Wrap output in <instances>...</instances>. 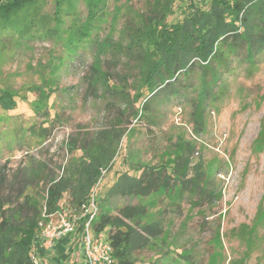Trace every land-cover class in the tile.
Instances as JSON below:
<instances>
[{
  "label": "rangeland",
  "instance_id": "obj_1",
  "mask_svg": "<svg viewBox=\"0 0 264 264\" xmlns=\"http://www.w3.org/2000/svg\"><path fill=\"white\" fill-rule=\"evenodd\" d=\"M148 2L109 0L92 40L70 43L66 15L60 33L52 31L53 18V36L40 25L25 43H18L12 29L0 31V90L10 89L20 100L27 97L14 113L0 105V196L11 198L12 207L17 197L38 200L41 219L64 211L78 214L80 205L73 196L82 177L69 174L90 168L91 159L109 149L113 158L99 167L89 193L81 195L88 196L85 201L95 195L99 212L117 214L125 205H148L143 223L160 221L164 230L135 253V264H264V19L240 42V56H231L232 41L229 47L223 44L224 53L213 58L208 73L203 74L205 65L195 64L192 76L179 83L178 96L162 93L151 110L142 111L140 101L132 102V71L125 60L111 51L99 54L97 43L107 36L116 42L125 23L136 22ZM75 8L76 15H87L83 0ZM54 11L55 1L47 0L42 15L51 18ZM93 64L98 71L91 69ZM106 71L110 85L95 81L91 91L90 75ZM121 76L129 81L124 83ZM118 132L119 138L105 148L107 136ZM93 141L94 146L83 149ZM179 147L190 150L191 165H205L213 196L193 200L176 192L139 199L106 194L118 170L138 174L142 167L160 166ZM58 180L68 190L48 213L47 188ZM36 239L34 263L77 264L74 247L64 255L59 247L60 255H37L40 224Z\"/></svg>",
  "mask_w": 264,
  "mask_h": 264
},
{
  "label": "trees",
  "instance_id": "obj_2",
  "mask_svg": "<svg viewBox=\"0 0 264 264\" xmlns=\"http://www.w3.org/2000/svg\"><path fill=\"white\" fill-rule=\"evenodd\" d=\"M54 1V16L49 18L42 15L47 0H0V31L12 29L17 34L18 43H25L32 39L31 35H36L35 29L40 25L46 28L44 34L53 36L50 29L51 20L54 19L56 24L52 31L60 33V27L64 25L62 17L66 15L71 20L66 26L70 43L76 38L79 41L89 38L92 40L94 28L97 29V24L101 22V15L109 0H83L87 8L85 16L76 15L77 0ZM263 19L264 0H149L146 11H142L136 22L133 20L125 23L116 42L109 41L107 36L99 41L97 46L99 54L111 51L110 53L119 59L125 60L132 71V102L140 101L142 111H148L159 102L162 93L178 96L181 92L179 83L192 76L191 71L195 64L205 65L203 74L208 73L213 58L215 59L218 53H224L223 44L229 47L227 42L232 41L234 44L230 46V50L234 51V54L228 50V55L240 56V50L237 48L241 45L240 42L244 41L247 34L252 33ZM118 20V17L112 19V24ZM1 37L2 32L0 39ZM93 41L95 45V38ZM96 62L100 63V60ZM217 63H221L220 59ZM91 69L98 71V66L93 64ZM94 75L95 72L88 79L91 91L95 89V81L110 85L107 71L98 72L95 77ZM210 75L214 80V71H210ZM120 79L124 83L129 81L125 76ZM16 97L18 93L2 89L0 105L14 113L19 103L27 98L23 96L20 100ZM34 112L37 113V110ZM119 135L118 132L107 136L106 144L102 145L106 146L105 148L112 146ZM94 145L95 141L83 149ZM188 151L190 150L179 147L169 161L156 167H142L138 174L118 170L116 180L106 190V194L139 199L152 195L171 197L176 192L178 195L185 193L193 200H200L207 195L213 196L214 189L208 183L205 165H191ZM114 153L104 149L101 155L91 159L90 168L83 167L69 174L75 179H79L80 175L82 177L78 180L79 186L73 196V203H84L88 196L81 194L85 191L89 193L95 186L99 167L108 163ZM67 190L68 184L62 180L52 182L48 186V213L56 209L57 203ZM15 203L16 206L12 207L10 205L14 203L11 198L0 196V264H41L33 261V244L37 243L34 239L43 215L42 208L39 207L38 200L29 195L22 201L17 197ZM148 213V205L144 203L125 205L119 208L117 214L103 209L98 213L92 222V228L95 233L106 232L113 248V264H135V253L147 248L151 244V238L160 237L163 233L160 221L143 223L142 219ZM79 226L83 231L82 225ZM36 251L38 256L40 254L44 257L45 253L41 248ZM66 251L67 248L64 247L62 252Z\"/></svg>",
  "mask_w": 264,
  "mask_h": 264
},
{
  "label": "built area",
  "instance_id": "obj_3",
  "mask_svg": "<svg viewBox=\"0 0 264 264\" xmlns=\"http://www.w3.org/2000/svg\"><path fill=\"white\" fill-rule=\"evenodd\" d=\"M79 210L80 213L78 214H67L64 211L56 218L47 216L41 219L39 223L41 226V243L39 247L46 250L53 248L55 241L71 235L79 225H82L81 252L85 258V264H113V248L106 232L90 233L92 222L99 213V205L95 195L82 203ZM35 258L33 256V260Z\"/></svg>",
  "mask_w": 264,
  "mask_h": 264
},
{
  "label": "crops",
  "instance_id": "obj_4",
  "mask_svg": "<svg viewBox=\"0 0 264 264\" xmlns=\"http://www.w3.org/2000/svg\"><path fill=\"white\" fill-rule=\"evenodd\" d=\"M82 236H83V232H82V230H80V226H79L74 231L73 234L63 238L62 240L55 241L53 248H51L50 250L44 252L45 253L44 254V258H45V256H47L46 254H48L50 256L51 255L54 256L53 253H55V252H57L55 254L56 256L60 255V254L64 255L66 252H68L70 250V248L74 247L75 252L79 255V257L76 259L78 262L75 260V263L78 264L82 260V263L85 264V258H84L83 254L81 252ZM64 247L67 248V251L63 253L62 249ZM57 248L61 249L60 254L58 253Z\"/></svg>",
  "mask_w": 264,
  "mask_h": 264
}]
</instances>
